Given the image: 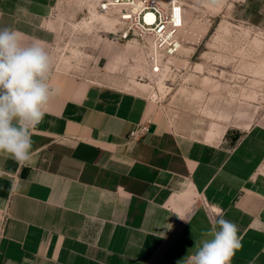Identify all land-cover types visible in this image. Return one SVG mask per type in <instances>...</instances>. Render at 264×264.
<instances>
[{
    "label": "crops",
    "instance_id": "obj_1",
    "mask_svg": "<svg viewBox=\"0 0 264 264\" xmlns=\"http://www.w3.org/2000/svg\"><path fill=\"white\" fill-rule=\"evenodd\" d=\"M56 3L0 0V28L43 44ZM49 82L30 161L0 154V264H186L221 211L239 228L230 264H264V125L195 136L164 122L154 90Z\"/></svg>",
    "mask_w": 264,
    "mask_h": 264
},
{
    "label": "rangeland",
    "instance_id": "obj_2",
    "mask_svg": "<svg viewBox=\"0 0 264 264\" xmlns=\"http://www.w3.org/2000/svg\"><path fill=\"white\" fill-rule=\"evenodd\" d=\"M179 1L185 9L181 48L164 59L161 77L140 81L144 61L136 45L116 40V11L100 12L97 0H57L42 44L52 71L154 90L164 122L195 136L210 128L264 125V0Z\"/></svg>",
    "mask_w": 264,
    "mask_h": 264
},
{
    "label": "clouds",
    "instance_id": "obj_3",
    "mask_svg": "<svg viewBox=\"0 0 264 264\" xmlns=\"http://www.w3.org/2000/svg\"><path fill=\"white\" fill-rule=\"evenodd\" d=\"M216 0H204L207 5ZM22 34L0 28V154L18 163L31 159L32 129L44 121L50 100L60 89L50 84L53 63L39 42L25 45ZM236 224L221 213L186 264H230L241 247Z\"/></svg>",
    "mask_w": 264,
    "mask_h": 264
},
{
    "label": "built area",
    "instance_id": "obj_4",
    "mask_svg": "<svg viewBox=\"0 0 264 264\" xmlns=\"http://www.w3.org/2000/svg\"><path fill=\"white\" fill-rule=\"evenodd\" d=\"M100 12L117 13L116 40L133 43L137 57L144 61L146 71L139 80L153 79L164 72V59L178 54L179 34L184 26L185 9L179 0H97ZM148 132V122L139 123L130 132L137 139ZM2 229L0 228V237Z\"/></svg>",
    "mask_w": 264,
    "mask_h": 264
},
{
    "label": "bare ground",
    "instance_id": "obj_5",
    "mask_svg": "<svg viewBox=\"0 0 264 264\" xmlns=\"http://www.w3.org/2000/svg\"><path fill=\"white\" fill-rule=\"evenodd\" d=\"M102 13H103V12H102ZM65 62H67V60H66ZM166 65H168V64H166ZM166 68H167V67H166ZM166 68H165V69H166ZM163 73H164V72H163ZM162 75H163V74H162ZM162 75H161V76H162ZM161 76H158L156 79H158V78L161 77Z\"/></svg>",
    "mask_w": 264,
    "mask_h": 264
}]
</instances>
